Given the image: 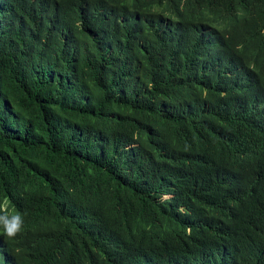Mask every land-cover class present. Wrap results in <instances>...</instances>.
Returning <instances> with one entry per match:
<instances>
[{
	"label": "trees",
	"instance_id": "1",
	"mask_svg": "<svg viewBox=\"0 0 264 264\" xmlns=\"http://www.w3.org/2000/svg\"><path fill=\"white\" fill-rule=\"evenodd\" d=\"M46 1L0 0V264H264V0Z\"/></svg>",
	"mask_w": 264,
	"mask_h": 264
},
{
	"label": "clouds",
	"instance_id": "2",
	"mask_svg": "<svg viewBox=\"0 0 264 264\" xmlns=\"http://www.w3.org/2000/svg\"><path fill=\"white\" fill-rule=\"evenodd\" d=\"M81 1H83L85 4L89 3L88 0H81ZM46 2L48 4H52V3H56V0H48ZM168 197H170V195L164 196V198H168ZM0 227L3 228L1 232L4 231V234L10 239L22 234L23 233L22 229L24 227L23 214L19 212L9 213L7 210V202H6L5 205L0 206ZM147 264H152V263L148 261Z\"/></svg>",
	"mask_w": 264,
	"mask_h": 264
}]
</instances>
